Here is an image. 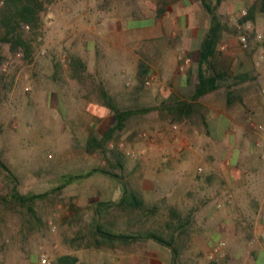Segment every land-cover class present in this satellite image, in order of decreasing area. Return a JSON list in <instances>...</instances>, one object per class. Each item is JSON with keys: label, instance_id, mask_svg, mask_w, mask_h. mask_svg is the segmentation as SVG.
Returning <instances> with one entry per match:
<instances>
[{"label": "rangeland", "instance_id": "rangeland-1", "mask_svg": "<svg viewBox=\"0 0 264 264\" xmlns=\"http://www.w3.org/2000/svg\"><path fill=\"white\" fill-rule=\"evenodd\" d=\"M69 1L54 0L42 13L41 34L33 40L34 52L30 59L23 58L22 52L21 55L9 54V47H4L7 59L0 71L4 75L0 79V156L11 165L23 193L47 191L70 175L106 164L100 152L85 150V141L93 126L103 134L114 123L113 112L102 105L99 87L106 89L120 106L158 105L170 97L169 91L180 94L179 75L193 63L190 52L184 50L180 34L139 40L140 35L134 31L119 29L117 32L115 23L111 26L117 32L114 40L108 34L109 23L101 13L102 7L89 11L79 4L80 0L76 1L78 5ZM84 11L85 14L79 16ZM75 15L79 17L70 22ZM239 18L229 17L231 28L236 32L227 33L222 45L226 53L232 49L236 52V70L246 71L253 67L257 75L255 80L245 82L247 93L242 103L232 107L234 111L251 106L256 108L245 112L243 126L234 124L230 128L236 136L247 131L243 137L245 142H254L260 167L251 172L243 163L240 171L245 177L259 175L260 168H264L261 157L264 131L257 132L250 125L251 119L264 124V18L247 30L248 47L240 40L244 28L235 24ZM70 54L78 55L86 62V73L90 76L85 84L70 76L67 65ZM195 55L196 52H192V56ZM143 60L151 67L148 78L151 83L145 85L143 91H136L135 77ZM56 62L63 64L58 72ZM174 124L178 129H171ZM206 131V128H197L189 122L164 118L158 111L135 117L119 139L110 144H117L125 156L124 169L118 167L116 171L132 186L139 179L154 177V164L169 155L167 145L170 143H175L174 146L190 143L196 155H205L206 149H201L205 148L202 141ZM243 146L246 147V143ZM223 162L221 166L225 171L228 167L224 158ZM88 177L93 178L85 180ZM88 177L82 178L86 181L84 186L88 181L107 185L110 179L116 178L101 173ZM70 189L68 186L37 201L36 215L15 205L7 207L0 199V264H40L41 253H47L53 264L72 246L78 245L88 246L86 256L81 260L83 264H172L165 254L169 248L154 240L140 239L138 246L128 244L125 249L119 241L113 246L98 245L90 228L77 224L79 221L76 223V215L81 209L76 204L77 197H71ZM6 190L4 172H0V195ZM256 193L263 194L264 186ZM229 194H232L231 199ZM211 200L205 203L204 210L194 207L198 205L196 198L189 200L186 210L194 212L188 216L192 219L189 235L175 242L177 247L181 246L179 264H264V210L252 206L246 192L225 185ZM151 203L157 207L155 212L147 218L137 214L135 228L129 225L132 214L127 217L125 230L117 227L115 215L110 216L115 224L106 223L105 228L134 236L151 230L171 239L175 226L167 223L171 219L169 205L163 200ZM188 217H181V221ZM76 228L81 232L74 231ZM133 249L140 254L137 262L128 256L133 254Z\"/></svg>", "mask_w": 264, "mask_h": 264}, {"label": "crops", "instance_id": "crops-1", "mask_svg": "<svg viewBox=\"0 0 264 264\" xmlns=\"http://www.w3.org/2000/svg\"><path fill=\"white\" fill-rule=\"evenodd\" d=\"M76 1L78 0H70L69 3L78 5ZM256 1L223 0L219 10L222 14L229 17L241 16ZM79 2L89 11L91 8L102 7L101 13L107 18L109 23L108 34L112 38L114 37V40L119 29L136 32L140 35L139 40L143 38H164L168 35L176 36L180 34L184 50L193 53L200 48L209 23L208 13L204 10L201 2L196 0H80ZM159 7L165 8V12L160 17L157 16ZM122 9L133 10L124 12ZM83 14H85V11L79 16ZM79 16L75 15L70 22ZM263 18L264 13H258L257 20L259 21ZM115 23L117 24V32L114 27H111ZM168 24L173 28L171 26L167 27ZM206 24L207 26L205 27L204 25ZM227 53L236 56V52L233 49ZM187 70L180 73L177 84L183 90L190 91ZM193 70L197 72L196 65L193 66ZM246 84L239 86L244 89L243 98L247 93L245 92L247 89ZM169 92L179 95L173 90ZM201 100L208 107L209 117L207 135L204 136L202 141L205 144V148L201 149L202 151L206 149L205 155H196L190 143L182 142L181 145L177 144L175 146V143H170L167 145L169 155L161 157L154 164L156 166L155 176L150 179L145 177L142 180H137V183L133 185L134 188L144 195L147 205H152L151 207L157 208L155 204H150L152 201H166L170 208V216L176 215V218L173 219L174 223H179L181 221L180 217L194 215V212L192 214L186 210V206L189 208V200L191 198H196L198 202V205H194L195 208L204 210L205 203L212 201V196H215L223 185L246 192L249 194L251 205L259 206V209L264 210V193H256L258 189L264 186V168H260L261 173L259 175L252 174L245 177L240 171V166L243 163L251 172L260 167L256 161L254 142H245L243 137L246 136L247 131L242 130V135H237L238 139L230 131L234 124L243 126L245 124L243 123L245 112L251 108L253 110L256 108L251 106L246 110L239 108L234 111L233 108L228 106L226 89L206 94ZM238 141L239 143H237ZM244 143H246V147L243 146ZM171 146H174L173 149ZM227 155H230V157L227 158ZM200 157L201 159H199ZM223 158L226 161V167H228L225 171H223L224 167L221 166L224 165ZM92 178L88 177L85 180H92ZM85 180H82V178L76 179L63 188L66 189L69 186L72 191L70 193L71 197L73 195L77 197L75 201L78 208L81 209L76 215V223L79 221L77 224L87 226L91 231L96 219L114 225L115 221L112 223L114 219H111L110 216L115 215L117 216V227L125 230L128 226L127 217L132 214L133 220L129 222V225L136 227L134 220L137 213L127 212L115 205V202H119L124 195L125 180L122 177L112 178L107 182V185L101 186L95 185L97 183L94 181H88L87 186H84L83 184H86ZM74 183L76 185L71 187ZM83 191L85 192L83 193ZM104 201H112L113 208L104 214V218H101L99 217L98 208H102L101 202ZM120 224L123 226L120 227ZM74 231L81 232V229L76 228ZM97 237L102 239L101 235ZM116 241H119L123 245L121 247L125 249L128 244H133V247L138 246L137 243L140 242V238L129 240L116 238L114 242ZM87 250V245L72 246L70 250L63 254L76 255L81 261L86 256ZM169 252L170 249L165 254L168 257V261L171 262L172 254ZM131 253L133 254L128 256H132L133 262H137L140 254L137 255L135 249Z\"/></svg>", "mask_w": 264, "mask_h": 264}, {"label": "trees", "instance_id": "trees-1", "mask_svg": "<svg viewBox=\"0 0 264 264\" xmlns=\"http://www.w3.org/2000/svg\"><path fill=\"white\" fill-rule=\"evenodd\" d=\"M200 1L204 10L209 15V24L206 33L202 38L200 48L195 57L189 53L193 63L187 70L188 86L190 91L179 87L180 94H171L166 100L158 105L147 106H120L115 103L113 96L103 87H99L102 95V105L114 114V123L103 133L99 134L94 130L90 131L86 141L85 150L89 153L100 152L106 164L97 165L91 169L70 175L57 187H53L44 192L23 193L18 188V177L14 173L11 165L0 156V172H4L5 187L7 190L0 195L2 202L25 208L30 214L36 215L35 205L37 201L47 198L51 193L62 190L76 179L85 178L93 174L101 173L110 177H120L116 171L118 167L124 169L126 161L124 153L118 145H110L119 139L121 133L127 129L130 121L135 117H142L151 112L158 111L166 118L169 117L176 122H189L197 128H208L209 117L208 107L202 102V98L209 93L220 89L227 90L228 106L234 107L243 101L244 89L239 87L245 82L253 81L257 78L256 70L252 67L249 70L241 71L235 69V57L221 49V45L231 30L229 17L219 10L223 0H196ZM54 0H0V71L7 59L4 47H9V54L17 55L23 53V58L30 59L34 52L33 40L41 34L42 13L45 12ZM165 8L157 9V16H162ZM258 13H264V0H257L241 16L239 22L243 25L247 22L253 24L257 21ZM236 30V29H235ZM234 30V31H235ZM236 32V31H235ZM169 42L171 40L169 39ZM173 42V41H172ZM67 65L70 76L80 84H85L89 74L86 62L78 55L70 54ZM197 66V72L193 66ZM56 71L63 68L61 62L55 63ZM151 73V67L146 61L140 62L139 71L135 77L134 89L143 91L146 88V80ZM0 73V79L3 78ZM96 89L95 87H92ZM90 93L92 90L89 91ZM112 201L101 202L102 208H98L99 217H103L113 206ZM116 207H120L127 212L139 211L137 214L147 218L156 210L147 205L144 195L132 186L128 181L124 183V195L119 202H115ZM176 215H171L167 222L175 226V232L171 239L164 238L149 230L144 235H130L116 233L108 230L106 222L96 219L91 228V234L95 237L97 244L111 245L116 238L154 240L155 242L167 246L172 254V264H179L181 246L177 247L175 242L183 236L189 235V225L191 217L185 221L174 223ZM104 218V217H103ZM140 218V217H139ZM179 218V217H178ZM180 220L181 217H180ZM169 224V225H171ZM101 235L102 239L97 236ZM53 264H83L76 255L63 254L57 258ZM260 264V262H259Z\"/></svg>", "mask_w": 264, "mask_h": 264}, {"label": "built area", "instance_id": "built-area-1", "mask_svg": "<svg viewBox=\"0 0 264 264\" xmlns=\"http://www.w3.org/2000/svg\"><path fill=\"white\" fill-rule=\"evenodd\" d=\"M235 24L240 29L241 28H244L245 31L240 34V40H241V42H242V44H243L244 47H248L249 44H250V42H249V34H248V31L247 30L252 28L253 23L252 22H247V23H245V24L242 25L239 22V20L236 19L235 20ZM258 36L261 37V35H258ZM221 49L222 50H225V46L222 45L221 46ZM21 54H22L21 52L18 53V55H21ZM186 62H188V60H186ZM130 83H132V80L130 81ZM150 83H151V80L150 79L146 80V85H150ZM262 93L264 94V87L262 88ZM250 125L257 132H263L264 131V124L263 123H259V122H256V121H254V120L251 119L250 120ZM171 129H173V130L178 129V125L177 124L172 125ZM143 135H146V133H144ZM261 157L264 159V153L262 154ZM228 197H229V199H231L232 198V194H229ZM262 236H263V239H264V232H263ZM216 250L218 251L219 248H217ZM38 262L40 264H51L52 263L51 260L49 259L47 253H41L39 255Z\"/></svg>", "mask_w": 264, "mask_h": 264}]
</instances>
